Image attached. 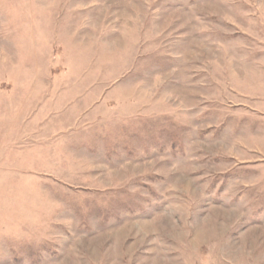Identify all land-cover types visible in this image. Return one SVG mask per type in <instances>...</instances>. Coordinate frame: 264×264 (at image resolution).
Segmentation results:
<instances>
[{
	"label": "rangeland",
	"instance_id": "1",
	"mask_svg": "<svg viewBox=\"0 0 264 264\" xmlns=\"http://www.w3.org/2000/svg\"><path fill=\"white\" fill-rule=\"evenodd\" d=\"M0 264H264V0H0Z\"/></svg>",
	"mask_w": 264,
	"mask_h": 264
}]
</instances>
